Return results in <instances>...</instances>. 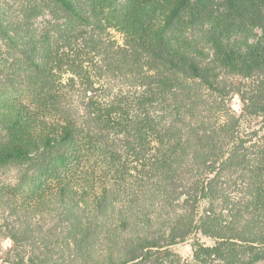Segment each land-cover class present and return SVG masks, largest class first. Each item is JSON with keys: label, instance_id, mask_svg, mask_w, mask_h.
<instances>
[{"label": "trees", "instance_id": "trees-1", "mask_svg": "<svg viewBox=\"0 0 264 264\" xmlns=\"http://www.w3.org/2000/svg\"><path fill=\"white\" fill-rule=\"evenodd\" d=\"M205 1L0 0V264L264 263V0Z\"/></svg>", "mask_w": 264, "mask_h": 264}, {"label": "rangeland", "instance_id": "rangeland-1", "mask_svg": "<svg viewBox=\"0 0 264 264\" xmlns=\"http://www.w3.org/2000/svg\"><path fill=\"white\" fill-rule=\"evenodd\" d=\"M211 2L212 0H206L205 2L208 3ZM219 0H214V2H218ZM13 13H16L14 9H12ZM52 16L47 13L46 17H38L35 21V27L37 29H42L43 27L47 26L48 20H50ZM79 27V26H78ZM82 31H80V34H85L86 36V41L84 44L86 46H104L106 48L110 47L111 44L116 43L117 45L121 46H126V36L125 33L121 30H117L115 28L108 29L106 32L101 33V37L99 39L97 38V31L94 29L92 26H86L82 25L80 27ZM255 33H260L261 30L260 28H256ZM94 33V34H92ZM92 34V35H91ZM90 39H93L94 41H90ZM82 42L79 41V43L83 44V37L80 39ZM90 42H89V41ZM2 40H0V43ZM4 42V41H3ZM212 56H208L207 61L209 62L211 60ZM205 60V58L203 57ZM222 71V70H220ZM69 74V73H68ZM233 105L234 107L239 110L241 103L238 97H235L233 100ZM30 166L26 167H17V166H10L3 175H0V179L4 180L5 182L9 181H14L15 178L21 173L29 169ZM202 208V207H201ZM2 235H0V256L3 255L11 246H12V241L9 239H3ZM205 242L210 243L211 241L207 239L206 237H202ZM175 249L184 257V258H191L193 254V242L187 241L184 243H180L175 246ZM258 264H264V263H258Z\"/></svg>", "mask_w": 264, "mask_h": 264}]
</instances>
